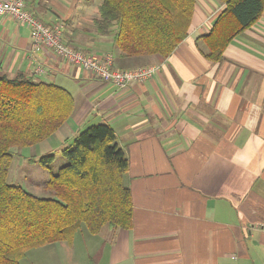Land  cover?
I'll use <instances>...</instances> for the list:
<instances>
[{
	"label": "crops",
	"instance_id": "crops-1",
	"mask_svg": "<svg viewBox=\"0 0 264 264\" xmlns=\"http://www.w3.org/2000/svg\"><path fill=\"white\" fill-rule=\"evenodd\" d=\"M100 3L26 0L25 9L60 24L70 46L111 54L114 69L158 66L156 76L124 88L102 82L49 50L32 52L29 28L9 17H0V76L72 96L69 119L34 146L42 154L89 126L113 129L129 162L132 226L96 235L81 227L70 243L27 251L24 264L39 254L48 258L40 264H264V11L212 63L200 38L223 3L196 0L189 33L167 58L122 57L113 35L95 31Z\"/></svg>",
	"mask_w": 264,
	"mask_h": 264
},
{
	"label": "trees",
	"instance_id": "trees-1",
	"mask_svg": "<svg viewBox=\"0 0 264 264\" xmlns=\"http://www.w3.org/2000/svg\"><path fill=\"white\" fill-rule=\"evenodd\" d=\"M224 9L202 36L206 60L221 63L231 41L258 22L264 0H217ZM196 0H101L93 19L100 36L113 35L122 57L167 58L187 37ZM73 99L61 87L0 76V264H21L27 251L70 243L84 227L129 230L132 194L124 185L129 162L113 129L89 126L60 150L66 164L43 184L53 198L37 197L7 176L12 148L48 139L70 117ZM54 159L39 158L42 167Z\"/></svg>",
	"mask_w": 264,
	"mask_h": 264
},
{
	"label": "built area",
	"instance_id": "built-area-1",
	"mask_svg": "<svg viewBox=\"0 0 264 264\" xmlns=\"http://www.w3.org/2000/svg\"><path fill=\"white\" fill-rule=\"evenodd\" d=\"M26 0H0V17H9L30 30L32 52L49 50L66 63L78 67L94 78L124 88L131 83H142L156 76L158 66L130 70L113 68L111 54L94 55L74 48L63 40L60 24L45 25L25 9Z\"/></svg>",
	"mask_w": 264,
	"mask_h": 264
},
{
	"label": "rangeland",
	"instance_id": "rangeland-1",
	"mask_svg": "<svg viewBox=\"0 0 264 264\" xmlns=\"http://www.w3.org/2000/svg\"><path fill=\"white\" fill-rule=\"evenodd\" d=\"M34 146L20 149L12 148L13 158L9 167L7 182L9 184L19 185L37 197L53 198V195L50 192L43 189V184L49 180L52 175L56 174L60 167L66 164V160L61 156L60 152H54L52 153L54 159L44 168L40 165L39 158L46 154H42V149L39 150ZM35 256V253H33V258H35ZM37 258L38 264H40V258L43 261L48 260L44 255L40 257V254ZM21 262L24 264L23 260Z\"/></svg>",
	"mask_w": 264,
	"mask_h": 264
}]
</instances>
